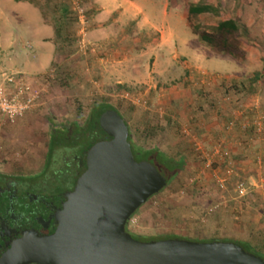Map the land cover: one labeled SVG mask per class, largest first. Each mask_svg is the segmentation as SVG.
<instances>
[{
    "label": "rangeland",
    "instance_id": "rangeland-1",
    "mask_svg": "<svg viewBox=\"0 0 264 264\" xmlns=\"http://www.w3.org/2000/svg\"><path fill=\"white\" fill-rule=\"evenodd\" d=\"M31 1L38 14L45 12L42 18L49 25V37L41 38L65 52H53L38 72H25L41 94L40 103L19 121L11 123L0 115V168L11 164L15 154L30 167L38 158L47 163L50 152L61 186L71 187L84 167L89 140L63 142L56 133L48 152L53 130L62 128L64 136L67 127L71 135L81 131L93 101L104 98L127 120L132 141L184 159L179 173L131 215L129 231L232 241L242 247L249 243L264 253V75L256 84L248 83L263 65L264 0ZM197 2L211 10L189 15L188 6ZM161 4L174 14L175 29L162 41L165 47L169 43V56L155 61L142 54L153 32L140 28L130 13L154 5L149 18L155 23ZM14 5L0 0V18L9 17ZM63 5L70 13L64 20V42L56 40L53 26ZM103 5L107 15L96 20ZM231 17L251 36L239 38L237 56L216 52L193 32L197 26L211 31L217 20ZM97 24L106 30L94 37L91 31ZM32 51L28 59L36 53ZM22 141L26 152L17 143ZM238 181L247 187L243 196L236 190Z\"/></svg>",
    "mask_w": 264,
    "mask_h": 264
},
{
    "label": "water",
    "instance_id": "water-1",
    "mask_svg": "<svg viewBox=\"0 0 264 264\" xmlns=\"http://www.w3.org/2000/svg\"><path fill=\"white\" fill-rule=\"evenodd\" d=\"M99 126L110 139L92 144L86 168L56 215L57 227L39 241L29 261L42 264H264L232 241L183 238L139 240L126 225L131 215L167 184L150 162L136 161L127 120L115 108Z\"/></svg>",
    "mask_w": 264,
    "mask_h": 264
},
{
    "label": "flooded vegetation",
    "instance_id": "flooded-vegetation-1",
    "mask_svg": "<svg viewBox=\"0 0 264 264\" xmlns=\"http://www.w3.org/2000/svg\"><path fill=\"white\" fill-rule=\"evenodd\" d=\"M66 129L69 130L64 136L67 141L77 139L79 130L71 135V127ZM53 131L54 135L62 134L63 129L54 128ZM105 139H110L106 133L100 140ZM131 152L135 153L133 150ZM85 168L84 161L77 178ZM58 171L51 160L32 171L0 169V264H42L24 260L36 250L40 240L55 231L57 212L66 200V193L74 188L77 180L64 189L57 178Z\"/></svg>",
    "mask_w": 264,
    "mask_h": 264
},
{
    "label": "crops",
    "instance_id": "crops-1",
    "mask_svg": "<svg viewBox=\"0 0 264 264\" xmlns=\"http://www.w3.org/2000/svg\"><path fill=\"white\" fill-rule=\"evenodd\" d=\"M12 1L16 3V5L13 6L15 11H11L9 17L6 16L0 18V70L5 69L8 71L23 73H28V71L38 72L41 68L47 66L53 58V43L48 40L44 41L41 38L49 37V25L43 20L41 12L40 14L36 12L35 9L37 8L34 7L29 0ZM102 7L105 8L104 5L99 7L100 11L96 14V20H100L101 16L104 14L107 15V9H103ZM152 9L156 10L157 7L154 5H144L137 9H131L130 14L139 19L138 22L140 28L148 29L153 32L154 36L152 37V40L146 43V48L142 49V54H150V57L154 58L155 61H158L160 58L168 55L169 51L167 50V46H169V43H167L165 47L162 41L165 36L171 35L174 32L175 28L172 26V18L174 14L168 10L167 4H164V6L161 4L160 8H158L160 9V11H158L160 19H157L155 24L151 22L149 18ZM102 30H106L105 26L97 24V28L91 31V35L95 37L101 33ZM186 32L188 36L190 35L191 38H193V35L189 31ZM30 40L31 42L34 41L35 45L32 46L33 43L29 42ZM27 44L30 48L26 46ZM184 44L185 43H183V46L185 47ZM30 49H33L32 52H34L35 49L36 53L32 54L34 59H31L32 57L28 59L27 52L29 53ZM43 50L46 51V53L49 52L45 55V53L42 54ZM193 56L196 57V55ZM199 59H203L202 56ZM22 116L18 117L15 121H19ZM17 143L21 146L22 150H25L26 152L27 149L24 141ZM30 157H32L31 154ZM43 161H40V158H38L36 159L37 165L30 167V163H26L24 158H19L17 157V154H15V157L13 156L10 160L12 163H7V165L2 167L3 170L12 172L32 171L39 168ZM1 163L2 161H0V166Z\"/></svg>",
    "mask_w": 264,
    "mask_h": 264
},
{
    "label": "trees",
    "instance_id": "trees-1",
    "mask_svg": "<svg viewBox=\"0 0 264 264\" xmlns=\"http://www.w3.org/2000/svg\"><path fill=\"white\" fill-rule=\"evenodd\" d=\"M32 2L31 0H29ZM211 10L210 5L203 2H197L195 4H190L188 6V14L189 15H198L204 12H207ZM60 17L57 18L53 22L54 26V33L56 40L63 41L66 36H68V33L66 31L67 29V23L64 22V20H67L69 17V7L68 6H62L59 9ZM96 13V11H94ZM44 17H46L45 12L41 13ZM70 26V25H68ZM200 42L203 44L211 47L216 52L221 54H227L231 56H237L238 55V43L240 37H245L246 39H251L250 34L248 33L247 28L240 22L239 19L236 18H226V19H219L215 23V25L211 28V31L202 30L199 29L197 26L194 28L193 31ZM54 52L57 53H63L65 52L64 49H61L59 46L54 48ZM262 69L261 71H255L251 77L248 78V83L251 85H254L257 83V81L264 75V58L262 63ZM115 108L113 105L108 103V101L104 98L96 99L93 101L90 113L87 118V123L83 127V129L80 131V133L77 135V139L87 138L89 140V145L85 148L88 149L92 144H94L96 141H99L103 137H105L104 131L99 126L98 118L99 115L107 110ZM116 109V108H115ZM117 110V109H116ZM119 113V111L117 110ZM152 131V130H151ZM154 132V130H153ZM62 135V141L64 142L66 138ZM54 134L51 136V140L49 143V149L48 152L52 149L54 146L53 140H54ZM128 141L131 146V150H133L135 153H132L133 156L137 159L145 160L150 163H152L157 170L166 178L167 183L172 180L181 170L183 166L184 159L179 158L176 159L175 157H170L165 155L163 152H161L157 147L155 146H148L146 144H140L136 141H132L130 133L128 136ZM84 151V152H85ZM50 153V152H49ZM49 153H48V161H49ZM126 230L129 231L126 227ZM131 235L139 240H157V239H164V238H182L180 236H158V237H151V236H144L140 234H135L129 231ZM237 243V242H236ZM247 251L254 253L264 259V253L262 250L257 247L256 245H251L249 243H243ZM243 246V247H244Z\"/></svg>",
    "mask_w": 264,
    "mask_h": 264
},
{
    "label": "built area",
    "instance_id": "built-area-1",
    "mask_svg": "<svg viewBox=\"0 0 264 264\" xmlns=\"http://www.w3.org/2000/svg\"><path fill=\"white\" fill-rule=\"evenodd\" d=\"M26 46L30 48L28 44ZM40 95L25 73L0 70V115L5 121L14 122L30 111L40 103ZM236 190L243 196L247 187L243 181H238Z\"/></svg>",
    "mask_w": 264,
    "mask_h": 264
}]
</instances>
